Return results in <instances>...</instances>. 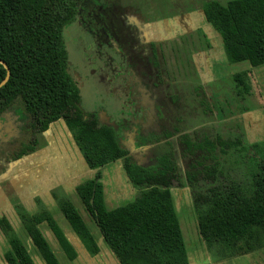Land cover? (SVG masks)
I'll list each match as a JSON object with an SVG mask.
<instances>
[{
	"label": "trees",
	"instance_id": "obj_1",
	"mask_svg": "<svg viewBox=\"0 0 264 264\" xmlns=\"http://www.w3.org/2000/svg\"><path fill=\"white\" fill-rule=\"evenodd\" d=\"M81 1L0 0V82L6 76L2 62L9 69L0 86V116L21 107L29 119L31 140L38 144L26 145L17 157L44 144L42 134L51 122L64 121L83 160L94 170V176L74 190L119 264H189L171 187H189L199 233L214 261L263 248L264 140L247 144L239 129L223 136L202 126L158 147L155 156L132 154L133 147L120 142L112 121L82 106L62 34L75 21ZM201 9L221 35L231 62L264 64V0H205ZM234 80L244 84L241 74ZM112 161L119 162L133 198L107 210L102 169ZM51 193L90 255L96 254L98 246L68 196L61 188ZM7 195L46 264L59 262L38 228L43 221L67 256L75 255L39 198L34 199L36 211L29 213ZM0 230L10 247L4 253L6 263L34 264L3 214Z\"/></svg>",
	"mask_w": 264,
	"mask_h": 264
},
{
	"label": "crops",
	"instance_id": "obj_2",
	"mask_svg": "<svg viewBox=\"0 0 264 264\" xmlns=\"http://www.w3.org/2000/svg\"><path fill=\"white\" fill-rule=\"evenodd\" d=\"M194 9L192 8L189 12L174 17L176 25L166 17L161 18V21L145 19L143 20L145 23H143L142 30L147 40L155 42L163 41L165 38L171 37L172 34L181 37L196 31L200 32L206 40V44L203 49L193 53L192 56L195 66L199 67L200 71H204L209 76L210 64L213 63L214 65L215 61L221 58V44L223 45V42L220 34L206 21L201 10V5L194 7ZM132 13L133 18L137 19V14L134 11ZM243 61L246 60L237 62ZM246 62L248 63V61ZM248 70H251V73H249L255 80V84L259 89L257 91L258 95L260 94L262 99L261 104L258 102L259 104L241 115L246 142L253 143L264 139V64L251 68L248 63L241 72ZM249 92L253 94V86ZM43 137L44 144L42 146L34 152L12 162L6 171L0 175V212H3L7 216L35 264L46 263L32 244L23 224L14 213L13 205L1 186L2 181H5L9 190H12L13 199L23 204L29 213L36 211L34 198L37 197L51 215L75 254L72 258H69L46 221L40 222L38 228L59 264H119L115 255L101 236L90 213L74 190L75 185L91 179L94 176V170L90 169L83 160L80 151L61 118L48 125V128L43 132ZM57 187L63 190L80 214L98 246L99 250L96 254L90 255L87 248L71 228L69 222L62 215L51 193ZM170 196L187 253L182 223L194 216L189 190L187 187L170 188ZM102 198L107 210L130 202L133 198L124 182L120 165L117 161L109 162L102 169ZM12 210L13 212H11ZM13 215L16 219L11 217ZM8 249L9 245L0 231V264H5L3 255ZM259 250H264V248ZM256 251L258 252V250ZM256 251L221 261L210 260L208 254L207 256L203 255V259L206 264H229L232 259L239 260V264H264V254L260 252L259 255H255L258 263H255L250 256L249 259L252 262L246 260L248 254H253ZM231 263L238 264L236 261H232Z\"/></svg>",
	"mask_w": 264,
	"mask_h": 264
},
{
	"label": "rangeland",
	"instance_id": "obj_3",
	"mask_svg": "<svg viewBox=\"0 0 264 264\" xmlns=\"http://www.w3.org/2000/svg\"><path fill=\"white\" fill-rule=\"evenodd\" d=\"M165 1L87 0L86 3L82 1V3H79L80 9L82 6L85 7L83 8L85 10V18L83 15L84 20L82 21V26L83 28L86 26L89 27L90 24L93 36L89 32H85L86 30L82 31L74 22L65 26L62 34L68 53L70 70L77 78L81 87L82 106L84 110H103L106 114L112 116L111 114L118 107V104L111 100L109 93L104 87H101V84H98L97 79L93 75L95 71L92 68L95 66L98 67V64L92 65L91 62L95 60L97 57L96 53L100 50L97 49L96 45L98 43L96 44L93 38L98 37L104 43L108 42V37L114 38L115 40L123 37H131L128 31L129 27L122 26V22L118 17L131 11H134L141 19L161 21V18L166 17L176 25V21L172 18L175 16L173 12L176 9L188 10L191 8L192 3L199 6L203 2L202 0H193V2L180 0L179 7L173 8ZM217 1L222 4L227 2V0ZM205 44L206 40L198 31L181 37L172 34L171 37L165 38L162 43V46H164L162 48L163 57L167 63L166 68L168 70L172 69L173 75L177 79L169 91L177 94L180 99L179 104L172 106L174 108L173 110L177 113V117L174 113L171 126L173 128L177 126L181 132L185 131L190 133L199 126L210 125L211 123H214L213 126L216 127V131H221L223 124L238 122L239 117L243 113L262 102L261 96L257 92L259 91L258 86L255 88V94L251 95V97L244 94L243 89L241 92H237L233 75L243 71L248 63L246 61L231 62L227 58L222 44L221 58L217 59L214 65L213 63L210 64L209 76L204 71H200L199 67L195 66L192 54L203 49ZM101 50L108 51L110 49L103 46ZM131 58H134L135 62L138 61L142 64L143 60L141 59L140 51L132 54ZM206 101L207 103H204ZM207 107L212 108L213 111L214 109L218 111L217 117H220L219 114H221V117H213L210 111H205ZM107 117L109 118V116ZM175 130L178 129L175 128ZM222 134L226 135V132L223 131ZM2 166L0 164V169H2ZM1 186L3 190L5 188L9 189L5 181H2ZM126 186L132 194L130 186L127 183ZM58 188L60 187L54 189ZM8 192L13 197L12 190H8L7 194ZM193 215L188 221L182 223V231L184 233L189 261L190 264H206L203 255L207 256L208 254L210 260H212V256L207 250L201 235L198 233L196 216L195 214ZM11 217L16 219L14 215ZM259 252L264 254V250L258 249V252L248 254L246 260L251 261L249 258L252 257L255 263H258L255 255H259ZM232 261H236L239 264V260L234 259L229 264H232Z\"/></svg>",
	"mask_w": 264,
	"mask_h": 264
},
{
	"label": "flooded vegetation",
	"instance_id": "obj_4",
	"mask_svg": "<svg viewBox=\"0 0 264 264\" xmlns=\"http://www.w3.org/2000/svg\"><path fill=\"white\" fill-rule=\"evenodd\" d=\"M176 1L179 0H166L165 2L173 8H177L179 7V2ZM82 2L86 3L87 0H82ZM189 2H193V0H189ZM197 6V4H192L191 8L188 10H181L178 8L173 12L175 16L172 18L189 12L192 8L195 10L194 7ZM83 8L85 7L82 6L80 9L79 4L74 23L78 25L82 31L86 30L85 32H89V34L93 36L90 24L89 27H84L85 29L82 26V21L84 20L83 15L85 18V10H83ZM132 12L133 11L127 14H122V16H118L122 22V26L129 27L128 31L130 32L129 35L131 37H123L116 40L108 37V42L103 41L104 43H102V40L98 37L93 38L94 42L96 44L98 43L96 45L97 49L100 50L98 51L99 53H96L97 57L95 60H92L91 64H98V67L95 66L92 68V70L95 71L93 75L97 79L98 84H101V87H104V89H106L109 93L111 100L118 104V107L115 110L116 112L114 111L115 113L113 112V114H111L112 116L106 114L103 110H98L100 112V118L106 121L110 120L115 124V129L118 132L120 142L128 148L133 147L132 154L138 156L140 153H144L145 156L152 157L157 154L158 147L161 146L164 148L166 143L169 141H175L177 136L181 133H185V131L181 132L177 126L174 128L171 126V120L174 118V113L177 117V113L173 110L174 108L172 106L179 104L180 99L177 94L169 91L170 87L177 81V79L174 77L172 69L168 70L166 68L167 63L164 60L162 51V48L164 47L162 46L163 41L155 42L153 40H147L142 30L143 23H145L143 20L145 19H141L139 16L137 17V19L139 18L138 20L133 18ZM81 30L80 32H82ZM103 46L108 47L110 50L102 51L101 48ZM138 51L141 53V59L143 60L142 64L138 61L135 62V59L131 58V55L136 54ZM91 64L89 63V65ZM251 68L253 67L251 66ZM249 72L251 73V70L235 73L234 75L241 74L243 76L244 84L240 85L235 82L237 92H241L243 89L244 94L251 97V95L255 94V87L257 85ZM252 86L253 94L249 92ZM204 103H207V101ZM20 108L17 107L16 109H8L0 116V164L3 165L2 169H0V175L6 171L12 162L19 159L17 155L24 150L26 145H38L36 144L37 142L33 143L31 140L32 138L29 134V119L28 117H25L23 109ZM205 111H210L213 117H221V114H219L220 117H217L218 111L215 109L213 111L212 108L207 107ZM107 116H109V118ZM213 125L214 123L205 126H209L212 128V131L219 132L221 134L225 131L226 135L222 134L223 136H231V131L239 129L246 141L241 117H239L238 122L223 124L221 131H216V127ZM200 127L202 126L197 128ZM175 128L178 130H175ZM130 150H132V148H130ZM141 160L144 161V159ZM183 187L188 188L192 204L191 193L188 186L171 188ZM4 191L8 197L6 190ZM13 210L18 217L14 207ZM0 214H3L7 218L3 212H0ZM18 219L20 220L19 217ZM4 238L6 239L5 236ZM5 264H7L6 261Z\"/></svg>",
	"mask_w": 264,
	"mask_h": 264
},
{
	"label": "water",
	"instance_id": "obj_5",
	"mask_svg": "<svg viewBox=\"0 0 264 264\" xmlns=\"http://www.w3.org/2000/svg\"><path fill=\"white\" fill-rule=\"evenodd\" d=\"M3 65L5 66L6 68V76L4 77V79L0 82V86L3 85L5 83V81L7 80V78L9 77V69L8 67L6 66V64L4 62H2Z\"/></svg>",
	"mask_w": 264,
	"mask_h": 264
}]
</instances>
